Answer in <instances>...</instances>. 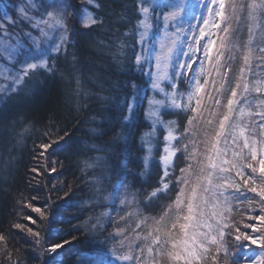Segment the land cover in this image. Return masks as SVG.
<instances>
[{"label": "snow or ice", "instance_id": "obj_1", "mask_svg": "<svg viewBox=\"0 0 264 264\" xmlns=\"http://www.w3.org/2000/svg\"><path fill=\"white\" fill-rule=\"evenodd\" d=\"M11 4L10 8L0 0V62H3L0 64V75L7 82L0 85V105H4L0 107V122L10 118L15 106L11 101L23 102L31 91L29 84L38 83L42 75L46 80H56L59 71L57 62L61 57L67 61L71 56L74 73L79 72L76 65L80 63L75 52H70L73 47V12L67 6H60L61 0H11ZM87 4L94 5V10L83 14L81 27H95L111 33V41L108 44L101 41L99 46L113 52L117 66L148 77L149 91L152 93L149 96L135 83L119 88L97 77L98 91L89 94L90 100L104 103L110 96L101 93H127L128 87L132 89V96L125 95L123 101H114L107 111L89 115L88 122L93 125L97 124V117L101 120L99 125L90 128L92 137L112 134L107 149L92 145L89 150L107 151L118 157L116 149L123 147L126 153L123 166L117 159L110 166V171L119 177L113 185L112 200H119L121 205H125L127 178L138 181L148 174L150 166L151 146L143 135L136 151L148 154L132 156L139 128L137 107L142 98L147 97L149 108L144 116L150 122V129L156 130L158 126L166 125L168 131L164 136L163 148L158 149L163 153L162 175L151 191L141 190L144 197L141 203L147 210L161 196L175 192V198L158 218H152L151 226L147 225L146 220L136 225L137 228L141 224L150 227L143 237L148 243L136 249L139 256L134 254L131 245H127V251H121L126 247L124 241L127 236L123 229L117 228L115 234L97 241L94 257H81L76 264H132L133 261L136 264H220L217 257L221 252L225 261L231 259L232 264H264V230L247 224L246 228L261 234L250 235L241 232L238 227L232 232L230 229L233 225L229 219L235 204L247 203L249 208H259V213L250 215L249 219L264 225V76L255 70L259 68L260 72H264V0H230V11L226 10L225 0H135L133 8L125 10L122 15L115 12V6L124 7L120 0H87ZM193 20L196 21L195 25ZM117 25L127 30L121 33ZM245 28L248 33L246 42L231 39L238 37ZM217 30L225 35L220 39L212 68L206 69L205 63L211 61L210 54L216 45L212 37ZM190 34L191 40L188 39ZM205 37L207 39L201 44ZM225 51L228 52L226 58ZM200 56L204 59H200ZM238 59L240 63L236 71L233 64ZM213 69L219 79L212 80L217 95L215 107L209 110L202 107V93ZM229 73L233 75L230 77ZM74 78L77 111L91 109V104L79 102V97L83 95L81 79L79 75ZM185 82L189 90L182 93L179 86ZM157 95L161 98L156 99ZM208 100L213 101L211 94ZM173 112L177 115L191 113L183 134L179 136L172 131L176 122L164 120L165 115ZM204 112L208 113L209 118L204 119V126L200 127ZM46 129L35 148L37 156L33 157L34 160L43 158L45 163L43 168L34 167L27 173L31 177L28 181L31 191L36 194L30 196L26 204V208L42 218L40 224L46 222L47 231L43 241L46 247H42L41 240V233L45 229L34 230L30 225H37L38 221L21 208V201L25 200L23 195L14 206L21 209L15 215L23 216L30 225L15 221H10L6 227L0 225V242H14L24 233L28 237L26 243L31 242L41 249L33 257L40 264H50V261L62 264L56 261V257L72 242H79L78 234L81 231H95L103 235L106 229L102 231L98 223L83 228L78 225L67 233L63 229L55 233L72 236V241L61 239L47 242L53 234V225L63 222L56 220L55 212L46 215L41 207L34 205L33 202L41 199L39 193L43 191L37 177L57 173V164L63 167L59 156L65 152L76 155L81 149L78 142L72 141L74 133L58 129L54 122L46 125ZM194 129L203 135V140L199 141L204 146L202 152L198 150L195 139H188L197 136ZM144 135L151 138V131ZM181 142H184L182 148L179 147ZM181 157L185 159L186 167L180 168V175L176 176L174 162ZM107 159L97 157L96 162L106 165ZM129 163L133 169L142 171L130 170ZM85 167L93 165L86 163ZM99 185L101 180L97 178L92 184L97 188V195L100 193ZM62 187L69 188L64 193L67 198L64 204L70 208L71 198L76 193L68 185ZM54 190L58 192L62 188L54 186ZM249 192L255 193V197H249ZM12 229L19 231L13 232ZM230 235H234L238 242V254L229 252L225 246V238ZM91 238L96 239L95 236ZM136 239H141L139 233ZM241 240L248 244H240ZM110 243L112 247H109ZM251 246L261 251L256 253ZM145 251L147 256L144 255ZM8 259L12 264L11 257Z\"/></svg>", "mask_w": 264, "mask_h": 264}, {"label": "trees", "instance_id": "obj_2", "mask_svg": "<svg viewBox=\"0 0 264 264\" xmlns=\"http://www.w3.org/2000/svg\"><path fill=\"white\" fill-rule=\"evenodd\" d=\"M5 4L12 7L11 0H3ZM124 7L115 6V12L117 15L125 14V10L130 11L135 0H120ZM226 10L230 11V0H225ZM60 6H67L69 11L73 12V24L74 31L72 34L73 47L70 52H75L80 63L76 65L79 69L78 73H74L71 56L66 61L63 57L57 62L58 73L56 80L45 79L42 75L39 78V82L35 84H29L28 88L31 90L27 93L23 102L17 103L11 101L10 103L15 106L12 108L10 118L0 122V225L7 226L10 221L21 222L29 224V221L24 220L23 216L17 217L16 211L20 208H14L20 196L25 197L24 201H21V208L25 214H30L33 219L38 221L37 225H30L35 229L43 227L44 232L41 233L42 247H46L43 244L45 232L47 231V225L40 224L41 217L39 214L31 212L26 208L28 198L36 193L31 191V185L28 181L31 178L27 173L31 168L41 167L45 163L43 158L34 160L33 157L37 156L35 151L36 146L41 142L42 134L47 130L46 125L49 123H56L58 129H63L72 135V141L78 142V147L81 151L73 155L65 152L59 156V160L63 162V167L57 164V173L44 174L42 177H37L40 181V186L43 191L39 193L41 199L33 202L35 206H39L45 211L46 215L56 213V220L63 223H57L53 225V234L48 238V243L59 241L61 239H68L72 241V236L58 235L61 229L64 233L71 231L75 226L91 224H99L103 235L99 233L81 231L78 235L80 237L79 242H72L70 247H66L65 250L56 257V261L62 262V264H76L77 260L81 257H94L95 250L97 248V241H102L105 236H109L116 233L117 228L124 230V235L127 239L124 241L126 247L121 249L122 252L127 251V245H131L135 255L139 256L140 253L136 251L138 247H144L148 241L143 240V237L150 231V227H145L141 224L140 228L136 225L141 221L147 222V225L151 226L152 218H158L166 208L168 204L175 198V192L169 193L167 196H161V198L154 202L151 208L145 210L141 201L143 195L141 190L145 189L151 191L156 187L160 176L162 175V163L161 155L164 146L163 131L159 130L155 147L153 149L152 159L150 160V166L148 174L141 176L138 181H133L131 177L127 178L128 183L126 204L121 205L119 200L113 202L112 192L113 185L116 184L118 176L110 171V166L114 164L117 159L120 165L123 166L124 157L126 153L123 147L116 149L119 156L112 155L107 151H92L89 150L92 145H96L97 148H108V141L111 139L112 134L109 136H100L99 138L92 137L90 128L97 126L101 123L100 117H97V124L93 125L88 122L89 115L95 114V112L107 111L112 107L113 102L123 101L125 95L131 97L132 89L128 87V92L113 91L112 93H101V95L110 96L108 101L100 103L95 100L89 99V94L96 93L98 91L97 84L101 80H108L112 85H116L119 88L129 86L135 83L145 92L149 91L148 77L143 76L140 72H129L126 67L117 66L116 61L113 59V52L106 48H101L99 42L103 41L108 44L112 39V34L107 33L99 28L86 29L82 28L80 21L83 19V14L88 11L94 10V5L87 4V0H61ZM221 24V28H223ZM119 31L122 33L127 29L119 27ZM225 34L216 31L213 35V39L216 40V45L212 49L210 54L211 61L205 63V68H212V62H214L217 48L220 44V39ZM233 40H239L241 43L246 42L248 39L247 29L245 28L238 37H231ZM114 51V50H113ZM228 56V52L225 51V58ZM239 56V54H237ZM204 59V57L202 58ZM224 63V60H221ZM240 60L233 64L234 70L238 71ZM254 62V66H255ZM259 75L264 76V72H260L259 68L255 69ZM75 75H79L81 79V85L83 95L79 97L81 104H91V109L86 111H77V98L74 95L73 90L76 88ZM233 73H229L231 77ZM219 79L215 75V69L212 70V75L207 77L209 83L205 85V92L202 93L204 100L202 101V107L211 110L215 107L214 99L216 98L215 89L212 85L213 79ZM4 80L0 77V84L4 85ZM203 83V78L202 81ZM185 85V83L183 84ZM182 86H179L181 89ZM213 96V101L208 100V95ZM223 102V101H222ZM147 97L142 98L137 107L139 125L136 146L132 150V156L143 157L146 155L145 151L137 152L136 148L140 147L141 136L145 131L149 129V123L145 119L144 112L146 109ZM193 106L195 103L193 102ZM4 107V105H0ZM191 115L190 112L180 113L179 115L174 112L164 116L165 121H175V135L183 134V129L187 125V117ZM51 118V119H50ZM208 113L204 112V116L201 119L200 127H203V120L207 119ZM78 121H80L78 123ZM196 121H194V125ZM197 130V129H194ZM189 140L195 139L198 144V150L203 151V144L199 141L203 140V135L197 130L196 137H189ZM70 141V145L72 144ZM159 141V143H157ZM187 142V141H184ZM179 147H183V143ZM175 143V142H173ZM66 157H68L66 159ZM97 157H107V164L104 162H96ZM92 164L93 167L86 168L85 164ZM186 167V161L183 157L174 162V170L176 176L180 175L179 169ZM130 170L136 172L142 171V169H133L131 163L128 164ZM250 171V170H248ZM34 175V174H33ZM99 178L101 185L100 193L97 195V188L92 186L93 182ZM259 183V180H257ZM46 185V187H44ZM68 185L75 191V195L71 198V207L67 208L64 204V200L67 199L64 193L69 190L68 187H62ZM55 188H62L61 191H55ZM178 191V189H177ZM249 197H255V193H247ZM256 199H259L256 197ZM51 205V207H49ZM259 213V208H249L247 203L235 204L231 215L229 217L233 228L230 231L234 232V229L238 227L241 232H247L250 235H260L261 233H253L251 228H246L245 225L253 224L264 230V225H261L259 221L249 219L250 215H256ZM123 217V219H121ZM71 218V223H69ZM13 232L19 230L12 229ZM137 233L140 234L141 239H136ZM95 236L96 239L91 237ZM28 239L26 234L21 233L17 237L16 241L0 242V264H9L8 257H11L12 264H40V261L34 259V254H38L41 250L36 248L31 242H25ZM237 241L234 239V235L226 236L225 246L229 252L237 253ZM240 244H248L247 241L241 240ZM112 247V244H109ZM256 249V253H259L261 249L256 246H251ZM251 248L249 249V255H251ZM91 250V251H89ZM5 252L7 255H5ZM238 254V253H237ZM51 255L50 253L48 254ZM147 256V252L144 253ZM220 264H232L231 259L225 261L224 253L221 252L217 257ZM50 264L55 262L50 261ZM132 264H136L135 261ZM210 264V262H209Z\"/></svg>", "mask_w": 264, "mask_h": 264}, {"label": "rangeland", "instance_id": "obj_3", "mask_svg": "<svg viewBox=\"0 0 264 264\" xmlns=\"http://www.w3.org/2000/svg\"><path fill=\"white\" fill-rule=\"evenodd\" d=\"M192 23L195 25L196 21L193 20ZM188 39L191 40V34L189 35ZM206 39H207V37H205L204 39H202L201 40V44H203ZM202 58H203V56H200V59H202ZM0 64H3V62H0ZM0 77H2V79L4 80V77L2 75H0ZM3 83H7V82L4 80ZM188 90L189 89H188L187 82H185V85H183V87L181 89H179V91L182 92V93H187ZM169 91H170V89H169ZM151 95H152V93L150 92L149 93V96H151ZM155 98L156 99H159L161 97L159 95H157ZM148 108H149V105H148V100H147L146 109H148ZM147 121L150 124L149 120H147ZM159 130H162L163 131V142H164V136L167 135V131H168V127L166 125L165 126H158L156 130H152L149 127V129L147 131H145L144 134H147V133H149L151 131V138H149L147 135H144L143 134L144 140L147 141L150 144V146H151V153L149 154L150 160L152 159L151 157L153 155V149H154L155 144H156L157 135H158V131ZM172 131H173V134L175 135V125L173 126ZM171 143H173V142H171ZM146 154H148V153H146ZM161 163H162V161H161Z\"/></svg>", "mask_w": 264, "mask_h": 264}]
</instances>
